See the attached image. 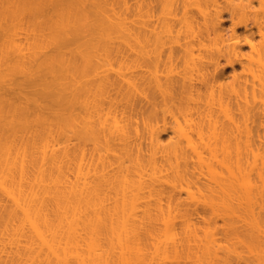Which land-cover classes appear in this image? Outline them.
Returning <instances> with one entry per match:
<instances>
[{"label": "bare ground", "instance_id": "obj_1", "mask_svg": "<svg viewBox=\"0 0 264 264\" xmlns=\"http://www.w3.org/2000/svg\"><path fill=\"white\" fill-rule=\"evenodd\" d=\"M0 264H264V0H0Z\"/></svg>", "mask_w": 264, "mask_h": 264}, {"label": "rangeland", "instance_id": "obj_2", "mask_svg": "<svg viewBox=\"0 0 264 264\" xmlns=\"http://www.w3.org/2000/svg\"><path fill=\"white\" fill-rule=\"evenodd\" d=\"M227 24H226V26L228 27L229 26V22H226ZM256 38H258V37H256ZM244 50H248V47L247 46H244ZM239 72L240 71V66L239 65H235V66H226V67H224V69H223V76L225 77V79H228V78H230V76L231 75H233V72Z\"/></svg>", "mask_w": 264, "mask_h": 264}]
</instances>
